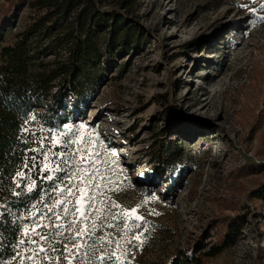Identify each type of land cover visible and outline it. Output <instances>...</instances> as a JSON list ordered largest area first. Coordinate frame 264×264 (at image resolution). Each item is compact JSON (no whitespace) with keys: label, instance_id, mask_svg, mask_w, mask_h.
Returning a JSON list of instances; mask_svg holds the SVG:
<instances>
[{"label":"rangeland","instance_id":"rangeland-1","mask_svg":"<svg viewBox=\"0 0 264 264\" xmlns=\"http://www.w3.org/2000/svg\"><path fill=\"white\" fill-rule=\"evenodd\" d=\"M21 1L14 18L0 30L1 46L11 44L35 12L30 6L34 0ZM261 4L264 0H130L121 11L138 28V44L112 41L102 31L97 41L102 56L92 71L96 87L84 95H69L74 105L59 128L41 132L39 124L27 127L35 149L38 137L49 131L83 125L80 135L91 138L89 147L94 144L108 161L105 175L122 189L106 195L126 209L142 205L139 214L146 223L134 231L143 233V244L121 240L126 256L117 264H161L178 250L198 254L203 243L223 245L227 224L236 218L241 225L235 240L215 256L203 257L202 264H264V195L256 194L264 187ZM53 59L49 55L46 61ZM32 116L34 112L30 121ZM161 140L169 145L162 156L157 150ZM30 156L42 163L38 153ZM35 174L48 173L33 170ZM19 182L28 191L31 181ZM46 182L16 216L14 253L0 264H33L22 260L32 255L26 251L31 243L18 244L27 239L25 225L31 232L33 220L37 226L48 222L39 219L47 213L41 200L51 205L56 193L52 182ZM151 210L157 214H149ZM106 225L96 236L132 235L121 232L122 224L114 229ZM85 252L99 264V251L81 249ZM49 255L51 260L36 264H56L59 254Z\"/></svg>","mask_w":264,"mask_h":264},{"label":"trees","instance_id":"trees-1","mask_svg":"<svg viewBox=\"0 0 264 264\" xmlns=\"http://www.w3.org/2000/svg\"><path fill=\"white\" fill-rule=\"evenodd\" d=\"M5 2L0 3V30L11 22L22 1ZM30 4L35 12L28 22L11 44L0 45V263L14 253L19 233L16 216L47 184L35 174L38 187L33 191L17 187V173L27 170L24 161L33 149L32 136L25 129L34 123L59 128L67 120L66 110L74 105L69 95H84L96 87L92 71L100 64L97 41L102 31L112 41L139 42L138 28L121 11L130 0H34ZM76 6L81 9L70 17ZM49 55L54 59L46 61ZM31 112L34 121L29 119ZM168 146L161 140L158 154H168ZM256 194L264 195V187ZM240 223L239 218L228 222L223 245L203 247V243L198 254L178 250L161 264H202L203 257L215 256L235 240Z\"/></svg>","mask_w":264,"mask_h":264},{"label":"snow or ice","instance_id":"snow-or-ice-1","mask_svg":"<svg viewBox=\"0 0 264 264\" xmlns=\"http://www.w3.org/2000/svg\"><path fill=\"white\" fill-rule=\"evenodd\" d=\"M255 2L259 3V0ZM245 7L248 6L245 5ZM260 7L264 10V4ZM251 10L255 11V9ZM31 120H36V117L32 116ZM83 127L81 125L78 129L66 126L63 131L51 130L48 135L39 136L38 147L29 151L38 153L43 158L42 163L37 162V156H30L24 161V169H27V172L22 170L17 173V187L22 186L19 181L30 180L28 191H33L38 187L36 178L32 176L33 170L40 173L47 172L48 174L41 175L40 179L52 182L51 190L56 193L51 205L41 200L47 213L41 215L39 219L48 222L37 226L33 220L31 232L27 230L29 226L25 225L23 235L27 239L20 240L18 246L30 242L32 248L26 251L30 250L32 255L24 256L22 260H29L36 264L37 261L44 259L51 260L52 256L49 253H58L59 255L55 258L56 264H95L87 256V252L82 255L81 249H86L93 254L99 251L100 254L97 256L99 264H117L126 256L121 240H124L125 244H130L132 240H136L140 245L143 244V233L134 231L146 223L144 217L139 214L142 205L126 209L114 198L106 195L108 191L118 192L122 189L112 177L105 175V172L109 170L108 161L101 158L100 152L95 151L94 144L89 147L92 143L91 138L85 139L80 135V129ZM40 131L43 132L45 129L41 127ZM45 141H49L50 144L46 145ZM57 149L59 151H56ZM110 155L115 157L116 154L112 152ZM112 163L115 164L116 161L112 160ZM100 165H105V168L102 170ZM115 174L113 171V175ZM112 208L119 211L114 213L111 211ZM56 209L60 211L57 212ZM149 214L157 213L151 210ZM105 221L110 229L120 228L122 224L121 232L131 233V237L113 238L111 232L96 236V231L104 227ZM113 244H115L114 248ZM118 251L120 254H117Z\"/></svg>","mask_w":264,"mask_h":264}]
</instances>
